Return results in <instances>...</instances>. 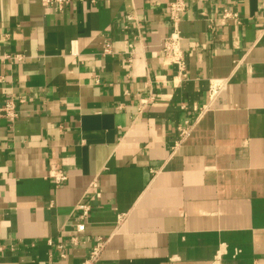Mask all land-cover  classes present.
I'll return each mask as SVG.
<instances>
[{"label":"crops","instance_id":"0c3cea01","mask_svg":"<svg viewBox=\"0 0 264 264\" xmlns=\"http://www.w3.org/2000/svg\"><path fill=\"white\" fill-rule=\"evenodd\" d=\"M176 1L0 0V264H264V0H180L184 75Z\"/></svg>","mask_w":264,"mask_h":264},{"label":"built area","instance_id":"2783aa9c","mask_svg":"<svg viewBox=\"0 0 264 264\" xmlns=\"http://www.w3.org/2000/svg\"><path fill=\"white\" fill-rule=\"evenodd\" d=\"M76 0H42V3L44 6H49L54 9H60L61 6L69 4ZM95 0H90V2H94ZM184 10V4L182 1L178 0L176 2L170 3V5L167 8V16L170 21H172V24L174 26V30L171 32L170 35L161 38L159 42V51L162 54L163 58L165 59L166 64L172 65L174 64L176 66V69L179 74L184 75L185 73V61L183 57V52L180 47L178 32H177V21L179 14ZM127 20H130L129 17L126 18ZM223 20L232 19L235 22H238V16L236 13L230 12V11H224L222 15ZM106 50H104V53ZM133 54V52H130V56ZM129 62V60H127ZM214 87H216L214 85ZM214 87L211 88V92L214 93ZM1 113H4L8 118H12L15 116L14 110H13V104L7 103L5 104L1 109ZM180 135L184 136L186 135L185 130L179 129ZM52 183L54 187H58L63 181L67 179V177L64 174H60L57 172L55 175L51 176ZM92 188H94V183H91L90 185ZM76 211L79 212V217L81 220V223L77 225V231L82 232L84 229V222L83 220L88 217V213L90 211V206L86 201H81L76 207ZM72 242H76V238L72 237ZM103 246V242H98L93 250L91 251V255L89 258V262H95L97 261L100 250Z\"/></svg>","mask_w":264,"mask_h":264}]
</instances>
